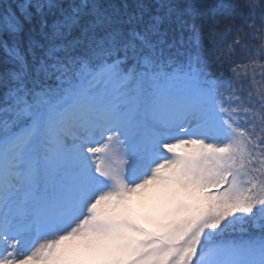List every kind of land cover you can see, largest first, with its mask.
Wrapping results in <instances>:
<instances>
[{"label": "snow or ice", "instance_id": "obj_1", "mask_svg": "<svg viewBox=\"0 0 264 264\" xmlns=\"http://www.w3.org/2000/svg\"><path fill=\"white\" fill-rule=\"evenodd\" d=\"M0 264H264V0H0Z\"/></svg>", "mask_w": 264, "mask_h": 264}, {"label": "trees", "instance_id": "obj_2", "mask_svg": "<svg viewBox=\"0 0 264 264\" xmlns=\"http://www.w3.org/2000/svg\"><path fill=\"white\" fill-rule=\"evenodd\" d=\"M238 23H241V21H238Z\"/></svg>", "mask_w": 264, "mask_h": 264}]
</instances>
